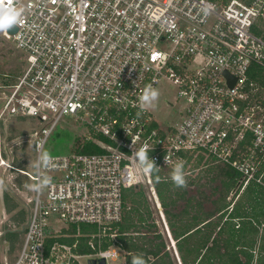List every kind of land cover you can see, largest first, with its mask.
<instances>
[{
	"label": "built area",
	"instance_id": "2783aa9c",
	"mask_svg": "<svg viewBox=\"0 0 264 264\" xmlns=\"http://www.w3.org/2000/svg\"><path fill=\"white\" fill-rule=\"evenodd\" d=\"M11 2L23 9L22 23L1 35L11 36L24 67L13 82L0 84V119L30 116L43 123L30 133L35 163L65 115L86 124L89 134L79 142L93 141L102 151L53 155L49 168L20 170L36 183L51 171V183L44 198L35 191L28 198L22 244L5 264H80L82 257L122 255L118 246L103 248L101 236L121 219L122 190L134 185L148 188L158 231L170 239L150 191L152 174L133 156L144 145L167 174L178 163L194 175L218 162L240 174L238 193L249 182L264 187V108L248 98L253 83H247L252 62L264 67V0ZM164 42L168 48L159 46ZM160 81L174 84L183 101L173 123L148 109L137 116L145 86ZM6 164L0 153V166ZM56 219L65 226L53 227ZM80 223L97 227L84 241L91 253L77 251L78 230H64ZM257 226L264 232V220ZM69 237L72 243L64 240Z\"/></svg>",
	"mask_w": 264,
	"mask_h": 264
},
{
	"label": "trees",
	"instance_id": "16d2710c",
	"mask_svg": "<svg viewBox=\"0 0 264 264\" xmlns=\"http://www.w3.org/2000/svg\"><path fill=\"white\" fill-rule=\"evenodd\" d=\"M250 81L253 86L248 98L264 108V67L252 62L247 70V83ZM75 149L82 153L102 151L93 141H78ZM158 175L160 182L152 175V184L180 264H264V232L259 235L257 226L264 220V187L249 182L241 192L236 189L231 194L240 174L218 162L199 167L194 175H185L186 188L175 187L170 172L159 171ZM135 186L122 190L121 219L105 229L102 247L118 246L123 256L120 264H131L132 256L138 254H143L146 264H174L147 194L142 185ZM3 200L6 209L14 208L7 191H3ZM64 230L72 234L78 230L79 253L92 252L84 241L89 238L86 234L96 232L95 224H73ZM74 239L64 240L72 243Z\"/></svg>",
	"mask_w": 264,
	"mask_h": 264
},
{
	"label": "rangeland",
	"instance_id": "374dc122",
	"mask_svg": "<svg viewBox=\"0 0 264 264\" xmlns=\"http://www.w3.org/2000/svg\"><path fill=\"white\" fill-rule=\"evenodd\" d=\"M161 48H168L169 42L159 43ZM24 67V57L21 51L17 50L11 36L6 38L0 33V84H9L21 73ZM12 79L9 82L5 80ZM154 88L159 93V99L154 102V106L147 109L156 120L160 122L169 121L171 123L179 119L183 106V101L178 98L177 88L170 82H158ZM2 103H0V109ZM43 123L30 116H5L0 119V153L7 165L0 166V264L10 263L17 256L23 241V228L28 220L29 202L28 198L32 192L28 185L36 182L23 174L20 170H26L32 174L36 172V153L33 149L30 133L34 129H40ZM89 130L83 121L72 116H62L56 127L52 130L43 146V151L53 155H68L76 151L77 142L82 140ZM18 166V167H17ZM23 169H21V168ZM52 172H46L45 176L51 177ZM43 178V177H42ZM144 188V186H142ZM3 191L9 195V203H14V208L6 209L3 200ZM147 194L148 188H144ZM46 187L40 192L41 198L45 197ZM153 209L154 198L147 196ZM208 206V204H207ZM154 213V209H153ZM154 219H155V215ZM55 228L65 226L59 219L53 220ZM165 249L169 252L174 264H180L179 257L175 249V244L170 242L164 233ZM93 257L80 258V264H88L87 260ZM123 256L118 255L108 258L106 264H120Z\"/></svg>",
	"mask_w": 264,
	"mask_h": 264
},
{
	"label": "clouds",
	"instance_id": "9594fccd",
	"mask_svg": "<svg viewBox=\"0 0 264 264\" xmlns=\"http://www.w3.org/2000/svg\"><path fill=\"white\" fill-rule=\"evenodd\" d=\"M22 8H17L12 5L11 0H8L7 4L0 3V33L9 32V29L22 23ZM160 93L152 85L145 86L142 94L139 96V109L137 116L139 117L148 107L154 106V102L159 99ZM133 156L139 163L142 171L146 174L155 175L157 183L160 182V176L158 175L160 167H158L155 161L149 158L148 146L144 145L139 150H133ZM166 162V161H165ZM53 164V157L47 151L40 153L36 167L49 168ZM170 179L173 185L177 188H186L188 185L187 179L184 174L183 163H178L174 166ZM51 183L50 177L44 176L37 183L28 185L29 190L35 192H41L45 187ZM3 185V181L0 180V186ZM131 264H146L143 258V254L133 255L131 258Z\"/></svg>",
	"mask_w": 264,
	"mask_h": 264
},
{
	"label": "water",
	"instance_id": "95a60500",
	"mask_svg": "<svg viewBox=\"0 0 264 264\" xmlns=\"http://www.w3.org/2000/svg\"><path fill=\"white\" fill-rule=\"evenodd\" d=\"M224 73L226 74V72H224ZM234 80H235L234 78L230 79V81H229L230 84H233ZM137 186H138V185H136L135 187H137ZM234 190H235V189L232 190L231 194L234 193ZM150 191L153 192V191H154V188L152 187V188L150 189ZM229 198H230V197H229ZM87 262H88V264H106V260H105L104 258H98V259L93 258V259H88Z\"/></svg>",
	"mask_w": 264,
	"mask_h": 264
},
{
	"label": "crops",
	"instance_id": "0c3cea01",
	"mask_svg": "<svg viewBox=\"0 0 264 264\" xmlns=\"http://www.w3.org/2000/svg\"><path fill=\"white\" fill-rule=\"evenodd\" d=\"M167 225V224H166ZM168 227V226H167ZM169 229V228H168ZM260 232V231H259ZM262 232H260L259 233V235L261 234ZM169 234H170V231H169ZM162 235V234H161ZM162 237H163V235H162ZM168 237V236H167ZM169 239V238H168ZM169 240H171L170 242H172L173 243V246H174V243H175V241L171 238V235H170V239Z\"/></svg>",
	"mask_w": 264,
	"mask_h": 264
},
{
	"label": "bare ground",
	"instance_id": "6f19581e",
	"mask_svg": "<svg viewBox=\"0 0 264 264\" xmlns=\"http://www.w3.org/2000/svg\"><path fill=\"white\" fill-rule=\"evenodd\" d=\"M5 162H1V164H4Z\"/></svg>",
	"mask_w": 264,
	"mask_h": 264
},
{
	"label": "flooded vegetation",
	"instance_id": "af4514ba",
	"mask_svg": "<svg viewBox=\"0 0 264 264\" xmlns=\"http://www.w3.org/2000/svg\"><path fill=\"white\" fill-rule=\"evenodd\" d=\"M209 207H210V205H209Z\"/></svg>",
	"mask_w": 264,
	"mask_h": 264
}]
</instances>
